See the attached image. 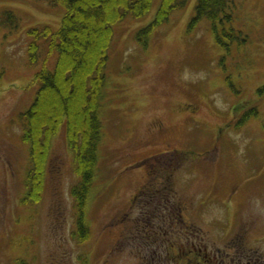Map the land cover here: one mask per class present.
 Listing matches in <instances>:
<instances>
[{
	"label": "rangeland",
	"instance_id": "obj_1",
	"mask_svg": "<svg viewBox=\"0 0 264 264\" xmlns=\"http://www.w3.org/2000/svg\"><path fill=\"white\" fill-rule=\"evenodd\" d=\"M196 2L157 28L146 49L135 33L160 0L114 26L82 242L71 196L79 179L63 131L44 197L22 203L28 146L19 116L41 67L28 62V30L58 29L64 9L0 0V264H185L186 252L213 264H264V0H230L225 34L207 19L191 28ZM8 11L16 20L4 26ZM169 168V184L150 179Z\"/></svg>",
	"mask_w": 264,
	"mask_h": 264
},
{
	"label": "trees",
	"instance_id": "obj_2",
	"mask_svg": "<svg viewBox=\"0 0 264 264\" xmlns=\"http://www.w3.org/2000/svg\"><path fill=\"white\" fill-rule=\"evenodd\" d=\"M52 1L64 9L60 27L28 30L31 39L27 46L28 62L33 67H41L34 78L37 83L35 99L30 108L19 116L23 129L21 140L28 146L22 203L36 205L44 197L47 173L51 167L52 142L63 131L79 179L71 188V196L76 235L84 242L88 228L85 217L96 195L94 182L99 163L98 146L102 138L108 81L106 71L114 26L127 18L145 16L151 9L152 0ZM189 1L160 0L155 17L136 31L135 41L146 49L154 31L169 24L173 14L186 9ZM229 4L230 0H197L195 14L190 20L191 28L197 26L198 21L207 19L212 22V31L225 34L224 24L233 19ZM13 20H16L15 14L8 11L1 24L5 26ZM221 27L223 30L220 31ZM221 41L218 39L217 42L225 43ZM224 45L228 51L229 45ZM249 115L243 117L240 126ZM155 164L152 163L153 166ZM171 174L173 170L170 168L160 170L159 175L150 176L148 172L155 184L162 181L169 184Z\"/></svg>",
	"mask_w": 264,
	"mask_h": 264
},
{
	"label": "flooded vegetation",
	"instance_id": "obj_3",
	"mask_svg": "<svg viewBox=\"0 0 264 264\" xmlns=\"http://www.w3.org/2000/svg\"><path fill=\"white\" fill-rule=\"evenodd\" d=\"M189 253L190 252H186L187 258L184 261L185 264H211L212 263L211 259L208 258L206 254L201 255V253H199V254H194L191 256Z\"/></svg>",
	"mask_w": 264,
	"mask_h": 264
}]
</instances>
